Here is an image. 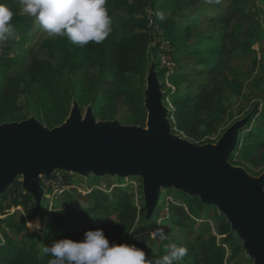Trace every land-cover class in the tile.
<instances>
[{
	"label": "rangeland",
	"instance_id": "1",
	"mask_svg": "<svg viewBox=\"0 0 264 264\" xmlns=\"http://www.w3.org/2000/svg\"><path fill=\"white\" fill-rule=\"evenodd\" d=\"M173 12H176L175 20L177 22L191 23L190 26L193 28L194 34L190 41L206 46L208 41L205 39L208 36L214 33L220 36L219 25L215 18L221 13H231L232 9L229 0H159L155 9L147 8V13L151 17L150 25L153 24L154 15L169 16ZM123 13V9H118L114 15L119 16ZM259 20L264 29V10L260 0H244L240 4V9L232 16L227 25L228 30L233 33L232 39L229 40L230 52L225 56V63L217 73L216 71L211 72L210 66L205 67L206 69H203L205 72H203L201 68L204 67L198 66L201 62V57L198 55L187 54L177 59L174 54L167 52L171 50L169 40L163 39L164 51L161 55V67H167L166 87L162 85L165 94L166 88H170L173 92L177 86H180L183 91L191 88L189 89L191 94L197 93L205 86L218 85L222 89L219 108L215 115L217 120L201 121L198 126L201 132L199 139H191L183 131L177 130V127L173 126L175 131L198 143L216 142L235 120L252 113L255 101L261 99L256 83L258 76H262L261 86L264 92V32L261 36L255 32ZM26 35L23 42L25 52L22 62L26 64L34 57L48 59L54 64L60 61L62 56L59 51L50 50L44 44V40L51 36L43 31L35 20ZM21 39L18 36L0 42V54L16 56L20 52ZM207 53L206 58H209L211 55L209 52ZM150 66L151 62L141 74L128 73L131 86L140 89L143 93L147 85ZM179 66H183L181 74L184 75V79H181L176 85L170 80L169 75ZM20 71L21 66H17L11 69L9 74L14 76ZM160 78L164 81L163 76ZM112 82L109 77L104 86L112 87ZM74 98L76 97L73 95L68 103L69 110ZM166 98L167 96H164L165 103L168 100L166 105L170 109L172 108V98L169 96ZM89 104L81 105L83 113ZM260 106L262 107L263 103ZM17 107L19 115L27 116L26 118L35 115L48 125L46 101L40 84H33L30 91L22 93L18 98ZM96 117L97 119L117 118L123 123H134L131 107L125 102L123 96L115 98L111 108L99 112ZM257 124L264 125V118L257 119ZM246 126L243 128H247ZM258 139L257 143H260L258 151L244 158L240 157L241 163L238 164L255 175L264 172V134ZM246 145L251 146L252 142H247ZM64 174L68 175L67 178ZM55 175L58 176L57 181L49 180V176L42 178V182L49 185L52 190L45 192L40 205L36 203L34 196L24 188L22 175L18 176L7 191L0 194V236L2 239L5 238L6 233H9L17 241L22 242L27 249L40 254L45 247L43 238L48 235L50 218L52 214H55L58 223H62L60 217L67 220L62 231L57 229L56 233L51 234L53 239L68 237L81 240L84 238L85 231L99 228L98 225L101 223L105 227L113 228L117 219L119 207L117 204L123 201L126 195L139 207L140 213L146 215L143 181L139 176L122 178L117 175L96 176L92 173L84 176L66 171H57ZM93 190H97L98 194L95 198H90L89 195ZM176 190L179 189L173 187L170 193L165 192L164 195L181 207L183 215L172 217L173 212L162 205L163 199H161L151 216H154V225H151L152 219L149 221V225L142 228L136 237L133 236L130 244L142 248L146 257H162L167 254L168 246L171 244L183 246L187 249V255L179 261V264H202L199 250L195 245L196 237L198 233H202L206 238H216L219 234L216 227L219 221L223 220V213L217 207L203 203L199 196L175 197ZM55 209H62V211H53ZM208 213L213 215L207 217ZM37 217L42 225L41 231H36L37 226L31 223ZM12 219L15 222L14 226L9 225ZM157 220H163L164 225H158ZM158 227L163 228L166 239L150 236V233ZM234 237L242 249L230 258V264H254L249 253L243 248L242 239L236 232ZM231 248L228 245L229 251Z\"/></svg>",
	"mask_w": 264,
	"mask_h": 264
},
{
	"label": "trees",
	"instance_id": "2",
	"mask_svg": "<svg viewBox=\"0 0 264 264\" xmlns=\"http://www.w3.org/2000/svg\"><path fill=\"white\" fill-rule=\"evenodd\" d=\"M158 1L107 0L106 6L112 17V31L102 43L90 42L81 47L72 44L66 37H47L44 40L45 46L50 50L59 51L62 56L60 61L54 64L48 59L34 57L25 64L21 61L25 52L23 42L27 37L26 33L32 27L34 18L22 12L20 0H0V3L6 5L14 13L11 20L16 29L14 37L22 38L20 52L16 56L0 54V123L27 117L19 115L17 112L18 98L22 93L30 91L33 84L37 83L40 84L46 101V119L50 127L58 125L66 119L70 111L68 103L73 95L81 105L92 102L96 114L111 108L113 100L123 96L125 102L131 107L134 123L145 124L147 109L144 105V93L131 86L128 73H143L154 59L159 76L164 77L162 85L165 86L167 67H161V55L164 51L163 39L169 40L171 50L167 52L174 54L177 59L187 54L198 55L201 57L198 66L204 67L201 68L203 72H205L203 70L206 69L205 67L210 66L211 72L216 71L217 73L225 63V56L230 52L229 40L232 39L233 33L228 30L227 25L232 16L240 9V4L244 0H229L232 12L221 13L215 18L219 25L220 36H217L216 33L208 36L205 39L208 41L206 46L190 41L194 34V30L190 26L191 23L177 22L175 20L176 12L169 16L154 15L153 24L150 25L151 17L147 13V8L155 9ZM260 2L264 10V0H260ZM118 9H123L124 13L115 16L114 12ZM160 16H163V19ZM154 26L155 28H153ZM255 32L258 36L264 32L260 20L257 22ZM207 52L211 55L209 58H206ZM17 66H21V71L11 76L9 72ZM182 68L183 66L177 67L169 75L170 80L176 85L181 79H184V75L181 74ZM109 77L113 81L112 87H105L104 83ZM261 81L262 76H258L256 83L261 99L255 101L247 128H243L240 132L238 145L230 158L234 164L241 163V158L257 152L260 144L257 143V140L264 134V125L257 124V119L264 118V92ZM71 88L72 90H70ZM166 89L165 97L172 98L169 116L173 126L177 127V130L183 131L191 139H199L201 132L198 126L201 121L217 120L215 115L222 96L221 87L218 85L205 86L194 94L189 93L191 88L183 91L180 86H177L173 92L170 88ZM261 103H263L262 107ZM247 142H252V145L247 146ZM64 176L67 178L68 175L64 174ZM48 179L57 181L58 176L53 174ZM43 185L47 192L52 190L49 185L45 183ZM172 189L173 187L163 188L160 200L163 199L162 205L173 212L172 217L181 216L183 215L181 207L164 195L165 192L170 193ZM122 191L125 190L122 189ZM176 191L175 197H190V194L182 190ZM97 194L98 191L93 190L89 197L95 198ZM117 205L119 206L117 219L113 228L105 227L102 223V226L98 225L104 230L110 243L130 244L133 236L136 237L142 228L149 225V221L152 219L151 225H154V216L147 220L146 215L140 213L139 207L128 195ZM209 213L207 217L213 215ZM223 217V220L217 224L216 228L219 234L216 238H206L202 233H198L196 237L195 245L199 250L202 264H230V258L242 249L241 245L236 243L235 231L231 229L224 214ZM50 219L48 235L46 234L47 236L43 238L45 246L55 240L51 234L56 233L57 229L62 231L67 220L60 217L62 223H58L55 214H52ZM9 225H15L13 219ZM3 239L0 236V264H49L52 259L51 256L44 254L43 250L38 254L27 249L22 242L17 241L9 233H6ZM228 245L232 247L230 251Z\"/></svg>",
	"mask_w": 264,
	"mask_h": 264
},
{
	"label": "water",
	"instance_id": "3",
	"mask_svg": "<svg viewBox=\"0 0 264 264\" xmlns=\"http://www.w3.org/2000/svg\"><path fill=\"white\" fill-rule=\"evenodd\" d=\"M162 80L153 59L144 90L145 124L97 119L73 99L66 119L50 127L35 115L0 123V194L23 176L38 205L42 178L57 171L87 176H139L146 219L159 205L163 188L199 196L225 215L254 264H264V172L255 175L230 158L251 114L235 120L216 142H195L174 130Z\"/></svg>",
	"mask_w": 264,
	"mask_h": 264
},
{
	"label": "clouds",
	"instance_id": "4",
	"mask_svg": "<svg viewBox=\"0 0 264 264\" xmlns=\"http://www.w3.org/2000/svg\"><path fill=\"white\" fill-rule=\"evenodd\" d=\"M20 4L22 12L34 18L49 36L66 37L74 45L100 44L112 31L107 0H20ZM13 15L12 10L0 3V42L16 35L11 23ZM31 223L37 226L36 231H41L39 217ZM156 223L164 225L163 220ZM150 236L167 238L161 227ZM43 253L52 257L49 264H179L187 249L171 244L162 257H146L145 251L135 244L110 243L104 230L96 228L85 231L81 240L68 237L53 240L43 248Z\"/></svg>",
	"mask_w": 264,
	"mask_h": 264
}]
</instances>
